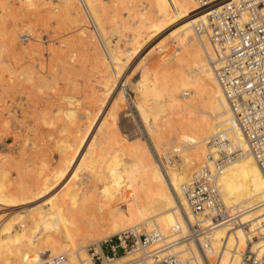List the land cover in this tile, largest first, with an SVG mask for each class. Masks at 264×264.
<instances>
[{"label": "bare ground", "instance_id": "1", "mask_svg": "<svg viewBox=\"0 0 264 264\" xmlns=\"http://www.w3.org/2000/svg\"><path fill=\"white\" fill-rule=\"evenodd\" d=\"M34 1L26 0L25 4L32 5ZM110 3L115 5L108 9L103 0H59L57 9H46L49 18L56 17L57 23L67 21L71 25L70 28L77 33L84 51L91 59L90 68L95 70V79L91 78L93 82H88L86 86L90 91L93 89V95L89 97L92 101L85 117L91 120V124L97 118L96 123L92 124L96 128L91 129L90 134L94 132L88 142V136L84 138L79 135L80 126L76 124L77 134L73 136L66 154L59 157L53 180L39 176L30 186L20 183L16 192H9L0 179V205H6L0 212V218H4L0 226V264H47V259L64 254L68 256L61 264H97L91 259L90 253H85L86 246L73 248L78 243L74 240L77 235L88 237L85 238L88 240L99 235L93 238L95 251L102 256L99 264H141L139 259L144 258L147 259L142 263L152 264L157 252L176 253L181 258H185L189 252L197 256L193 243L176 242L164 250H159L161 244L157 243L108 258L101 249V242L115 233L128 236L136 228L142 231L157 228L164 242H174L179 233L170 230L171 226L178 222V231L182 233L186 229L178 216L181 210L188 211L181 185L188 181L192 173L207 164L208 138L219 130H226L236 143L241 146L245 144L215 76L212 65L215 60L214 49L209 39L196 30L197 25L207 23L209 7L199 6L195 0H147L146 6L141 9L130 7V11L138 18L139 26L144 28V33L141 35L140 31H134L133 47L128 55L116 43V37L115 41L110 38L112 32L104 21L105 13L116 21V0H110ZM42 4L48 5V1L42 0ZM88 20L93 23L92 33L86 31ZM164 34L170 38L165 55L156 63L143 62L145 51ZM17 36L18 33L12 28L3 36L4 41L0 42L2 128L8 118L19 119L14 110L9 108L11 97L6 92L15 91V85L22 80L30 84L29 80H33L34 76L41 80V85L49 80L46 77L45 80L39 68L36 69L33 64L26 65L27 61L25 65H13L15 56L17 59L24 54L28 57L35 51L39 54L42 52L39 51L42 46L41 43L39 46L38 39L26 47L15 48ZM102 40L105 48L101 45ZM5 41L12 45L13 52H10L14 54L8 60L7 56L11 53L7 52ZM72 52L68 54V59L62 55L56 60V56L47 59L50 69H54V63L58 61L64 66L62 71L70 72V68H73L71 61L76 56ZM53 53L56 55L59 52ZM158 69L163 76L161 78L157 75ZM3 72L8 75L6 82H3ZM89 79H86V83ZM128 97L138 113L145 139L131 141L120 133L116 114L124 104L122 101L127 102ZM70 100L73 101L70 98L63 104L67 102L69 105ZM173 103L179 111L163 118L168 111L166 108L169 109ZM94 106H97V114L93 113ZM105 108L107 110L103 114ZM64 125L65 129L70 127L68 121ZM146 139L155 147L160 161L163 164L166 161L164 165H158L155 161ZM24 141L14 160L23 161L25 156L31 159L37 157V141L29 140V145ZM108 144H115L116 148L108 150ZM171 159L172 162L178 160L176 166L175 162L174 165H168L173 164ZM4 174L0 170V177ZM82 174L83 180L79 179ZM48 181L50 184H47ZM62 181H66L63 193L50 195L56 183ZM216 184L224 204L232 209L233 218L248 221L252 232L258 228L259 233L264 234V174L255 159L247 155L232 161L217 175ZM40 189L46 195L35 197L33 194ZM40 199L42 202L39 205L34 204ZM90 200L96 201L97 211L106 209L105 217H96L91 211L88 212ZM15 201L20 209H16L17 212L9 208ZM45 214L58 217L61 228L59 234L41 230L40 223L44 221ZM228 228L224 224L212 229L209 237L211 248L207 253L211 256L221 245L222 239H227L228 249L235 245L238 253L228 264H238L247 238L241 228L235 226L229 234ZM252 245L264 249V235L259 236ZM228 257V253H224L222 262L226 263Z\"/></svg>", "mask_w": 264, "mask_h": 264}, {"label": "rangeland", "instance_id": "2", "mask_svg": "<svg viewBox=\"0 0 264 264\" xmlns=\"http://www.w3.org/2000/svg\"><path fill=\"white\" fill-rule=\"evenodd\" d=\"M21 1L23 2L21 3ZM21 1L0 0V42L4 41L3 36L12 28H14L18 33L17 39L15 41V48H22L23 46L26 47L31 42L38 39L37 42H39V46L41 43V46L43 48H40L41 50L39 49V51H42L41 54L35 51L34 53H31V55L28 56L30 58L26 57L27 55L25 56L24 54L21 55V57L18 56L19 58L17 57V59L16 56L13 58L14 54L10 52V50H12V45L5 41L7 43L6 50L7 52L11 53V57L7 56V60L8 57L10 59L13 58V65L15 64V66H21V63L25 65L24 63L27 61L26 65L33 64L36 69L39 68L38 71L42 73L43 78L45 79L46 77V79L49 80L46 82L43 80V78H41L45 82H43L42 84H46V87L45 85H41V80H38L37 77L34 76L33 80H29L30 84L28 81L27 84V82L24 83V80H22L18 84L15 83L16 85L14 90L16 92L13 90L6 92L8 95H10L9 97H11V99L9 98L10 101L8 102V104H10V110H14L15 116L19 117L20 119L15 120L13 117H10L11 119L8 118V122L4 126L5 128H2L0 126V157L2 158L0 159L2 162H0V170H3L5 172V174L0 177V179L5 189L9 192H16L20 183L24 186H30L33 183L34 179L39 176H42L49 181L53 180V175L58 169L57 163L59 157L66 154V151L71 147L73 136L77 134V129L75 127L76 124L80 126L79 135L84 138L88 136L87 140L89 142V139H91V136L94 132L93 131L90 134V132L92 131L91 129H93L94 127L92 126V124H95L97 121L96 118V120L94 119L95 122H92L91 124V120L85 117V113L90 109V104L92 101L90 98H92L91 95H93V89H91V92L89 88H86V86L88 85V82H93L91 78L95 79V70H92V68H90L91 59L88 56V53H86L87 51H84V46L78 38L77 33L73 31L74 29L70 28L71 25L67 21H60L59 23H57V18H49V14L48 12H46V9L48 7H56L57 9V4L59 0H45L48 1V5H43L42 0H35L32 5H26V0ZM103 2L105 3L106 7H108V9L115 5V3H110V0H103ZM146 2L147 0H116V21H113L108 13L104 14V21L107 25V29L112 32L110 34V38L115 41L116 37V43L120 45L124 54H131L133 47L132 36L134 34V31H140L141 35L144 33V28L139 26L138 18L132 11H130V7L134 9H141L146 6ZM92 24L93 23L88 20L86 31L91 33L94 31ZM27 26H29V29ZM169 44L170 38L167 36V34L162 35L155 42H153L145 51L142 61L145 63H156L163 57V55H165L167 51L166 49ZM101 45L103 46V48H105L103 40L101 41ZM53 51L59 53L55 55ZM71 52L76 54V56L74 60L71 59L73 68H70V72L62 71L64 66H62V64L58 61H55L56 63H54L53 66L54 69H50L51 66L48 64V60H50L51 57L54 58L56 56V58H54L56 60L58 56L62 55V57L64 56V58L66 57V59H68L67 56ZM33 54L35 56H33ZM23 56L25 58H23ZM37 59H39V62ZM90 70L91 72H93L91 73ZM43 73L45 74L43 75ZM5 74H7V72H5L3 75V82H6V79H8V75ZM157 75L160 78L163 77L159 69L157 70ZM85 78H90L87 83ZM14 80H16V78ZM83 82H85L86 84ZM32 83L34 84L32 85ZM24 85L27 86L25 87ZM85 88L86 91L84 90ZM25 90L27 91L25 92ZM76 92L79 93V95H77ZM6 93H4V95ZM12 93H14V95ZM19 94L22 95L20 96ZM72 95L73 97H71ZM30 96H32V98ZM67 97L73 99V101L70 100L71 102L69 105L67 104V102L63 104L64 101H69L70 98L67 99ZM35 99H37L36 103ZM130 100L131 99H129L128 97L127 102L122 101L124 104L120 109H118V113L116 114L120 133L129 137L131 141L133 139H135L133 141H136L138 138L145 139L143 131L141 132V121L139 119L138 113L136 109L132 106ZM32 102L35 105L32 104ZM21 104H23V107H21ZM61 106L63 108H61ZM170 107L169 109H167L168 107L166 108V111H168L164 114L165 116L163 118H165L166 116H173L176 114L175 112L179 111L175 103H173V105L171 104ZM58 110H60V112H58ZM106 110L107 108L104 109L103 114H105ZM31 111L34 113H30ZM40 111L44 113L42 114V117ZM93 113L97 114V106H94ZM21 114L23 116H21ZM65 121H68V123L70 124V127L68 129H65ZM95 128L96 126L94 127V129ZM28 139L30 140V142L31 140H36L37 142L35 143L39 144V151L37 152L38 158L36 157L31 159L25 156L23 161L14 160L13 157L17 156V151L19 150L21 143L25 140L27 142L26 144H28ZM42 141H44V143ZM146 141L149 142L148 146L152 151L154 159H156L155 161L158 162V165H164L166 161H164L163 164L160 161V157L157 155L153 144L150 142L149 139H146ZM109 144L106 147L108 150L112 151L113 148H116L114 146L115 144H112L110 146ZM27 150L28 152H30L28 146ZM175 158L178 159L177 156ZM172 161L173 159L170 160V162ZM177 161H174L175 166L177 165ZM174 162H172L173 164L168 165H174ZM79 179L83 180L84 175H80ZM49 181L47 182V184H50ZM65 184L66 181L57 182L55 188L51 190L50 195L56 193H63ZM33 195L35 197H44L46 194H44V192L40 189L39 191H36ZM41 202L42 199L38 200L34 204L39 205ZM96 204L97 203L95 200H90L89 204H87L88 212L91 211L92 214L96 217H105L106 209H102L101 212L100 210L97 211ZM10 205H13L9 206V208H11L10 211L14 209L15 211L16 209L17 211L20 210L18 208L19 206L17 205V201L12 202V204ZM5 206L6 205H0V212H2L4 208H6ZM58 222V217L51 214H45V219L40 223V228L42 231H52L59 234L61 228ZM3 223L4 218L2 217L0 218V226ZM50 225H52L51 228ZM78 236L80 235H77L74 238L75 242L78 243L73 246V248L76 246L84 245L86 246V249L84 251L87 254L89 253L88 247L96 245L93 242V238H96L99 235H96V237H93L91 240L85 239L88 237ZM64 255L65 259H67L68 255ZM143 260L139 259L141 264H144L142 263ZM97 264H99V262H97Z\"/></svg>", "mask_w": 264, "mask_h": 264}, {"label": "built area", "instance_id": "3", "mask_svg": "<svg viewBox=\"0 0 264 264\" xmlns=\"http://www.w3.org/2000/svg\"><path fill=\"white\" fill-rule=\"evenodd\" d=\"M199 6L209 7L207 23L197 25L200 35H205L215 52L212 61L215 76L221 86L235 125L244 141L241 146L226 130L215 132L207 140L206 161L200 170L191 174L181 185L188 211L178 213L186 229L181 233L176 222L170 230L178 234L174 242H164L157 228L131 230L128 236L115 234L101 242L102 251L111 258L140 246L160 243L164 250L176 242L193 243L197 256L189 252L185 258L176 253H156L152 264H228L237 253V247H227V239L211 256L209 237L216 226L228 225L227 233L239 227L247 238V245L238 264H264V249L253 247L259 229H250L248 221L233 218L217 188L216 180L229 163L252 156L264 174V0H195ZM229 237V236H228ZM93 262L102 256L89 246ZM228 253L226 263L222 262ZM47 264H61L65 255L47 259Z\"/></svg>", "mask_w": 264, "mask_h": 264}]
</instances>
